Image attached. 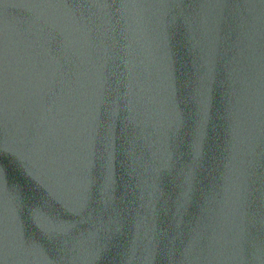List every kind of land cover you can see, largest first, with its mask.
Masks as SVG:
<instances>
[{
    "label": "water",
    "instance_id": "1",
    "mask_svg": "<svg viewBox=\"0 0 264 264\" xmlns=\"http://www.w3.org/2000/svg\"><path fill=\"white\" fill-rule=\"evenodd\" d=\"M0 264H264V0H0Z\"/></svg>",
    "mask_w": 264,
    "mask_h": 264
}]
</instances>
